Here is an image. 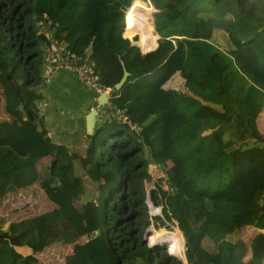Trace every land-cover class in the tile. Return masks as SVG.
Here are the masks:
<instances>
[{
	"label": "trees",
	"instance_id": "trees-1",
	"mask_svg": "<svg viewBox=\"0 0 264 264\" xmlns=\"http://www.w3.org/2000/svg\"><path fill=\"white\" fill-rule=\"evenodd\" d=\"M131 2L0 0L7 116L0 121V198L38 182L52 203L6 226L0 216V264H44L38 253L54 243L70 246L63 264H182L176 257L183 259V243L188 264L263 263L264 131L257 117L264 105V2L149 0L157 43L147 22L124 24ZM45 20L56 43L93 62L109 103L137 129L97 118L82 152L50 140L37 106ZM135 36L143 50L155 48L140 52L128 39ZM120 62L128 75L116 89ZM175 75L180 88L168 86ZM199 119L211 122L206 130L175 125ZM14 138L24 155L14 150ZM45 157L47 180L38 171ZM151 166L160 175L148 209L164 215L154 217L160 225L173 220L170 230L147 226ZM84 177L94 186L92 199L81 200ZM145 227L146 240L174 256L147 246ZM12 235L30 253L16 252Z\"/></svg>",
	"mask_w": 264,
	"mask_h": 264
},
{
	"label": "crops",
	"instance_id": "crops-1",
	"mask_svg": "<svg viewBox=\"0 0 264 264\" xmlns=\"http://www.w3.org/2000/svg\"><path fill=\"white\" fill-rule=\"evenodd\" d=\"M213 36L214 33H212ZM128 39L133 43L132 38ZM42 68L41 74L45 81L40 86L41 98L38 100L37 106L39 113L43 116V126L47 136L56 144L64 145L70 150L79 149L82 152L89 135L86 133V115L97 103L100 94L84 86L70 69L59 67L48 73L45 62H43ZM1 114L2 119L0 121L7 119L3 111ZM97 122L96 118L93 128ZM1 134L2 130L0 131V137ZM13 144L14 150L19 155H24L25 150L20 146L21 144L19 145L17 138L13 139ZM46 162H48L47 157L40 160L41 165L38 166L40 179L48 178V171L45 168ZM37 183L35 182L27 187L19 188L15 193L1 197L0 216L5 218L9 211H11L12 205H15L14 200L22 196L23 191L36 186ZM50 207L48 205V208ZM8 238L16 252L21 255L30 253L29 248L26 246L17 245L16 236L12 235Z\"/></svg>",
	"mask_w": 264,
	"mask_h": 264
},
{
	"label": "rangeland",
	"instance_id": "rangeland-1",
	"mask_svg": "<svg viewBox=\"0 0 264 264\" xmlns=\"http://www.w3.org/2000/svg\"><path fill=\"white\" fill-rule=\"evenodd\" d=\"M142 3L144 4H148V6L150 5V9L148 11V20L149 22H151L152 24V33H153V13L156 11L155 8L152 7L151 3H149L147 0H141ZM126 19V18H125ZM126 22L128 24L133 23L129 20L126 19ZM138 23V21L136 22ZM153 38H156V34L153 33ZM128 35V34H127ZM135 35V34H132ZM133 37V36H132ZM131 37V38H132ZM136 37V36H135ZM137 38V37H136ZM138 41V40H137ZM136 44V43H135ZM142 49V48H141ZM48 72V70H47ZM168 86L174 87V88H180L181 87V78L178 77L177 75L173 76L169 83ZM2 101L0 99V119H2ZM258 126H259V130L260 131H264V105L260 111V113L258 114ZM204 121L207 120H190V121H180L178 120L177 123L175 124L177 127H181L182 129H186V130H196V131H203L206 130L207 125H209L211 122H209L208 124H205ZM2 135V134H1ZM17 141L20 145L19 139L17 138ZM21 146V145H20ZM76 170H79L80 168L76 165L75 166ZM149 175H150V179L147 181H144V190H145V205H146V213L148 215V219H149V225L147 224V226H151L154 229H158L159 227H164L168 230L172 229L173 226H176L175 222L172 221H163V225H160V222L158 219H155L154 217H159L161 218V220H163L165 217L163 214H151L149 212L148 209V205H147V199L150 200V195L151 192L150 190L153 189L155 187V179L158 175H160V173L158 172L157 168L154 166H151L149 169ZM85 181H86V189L84 190V195L81 197V200H87V199H92L94 198V186L93 184H89L87 181V178L84 177ZM47 180V179H45ZM56 183V182H55ZM55 186V184L53 185ZM53 186H51L52 188H54ZM44 189H46L45 187L42 188V186H39L38 184H36V186L29 188L25 191H23V194H21L22 196H20L19 198L15 199V205H12V209L11 211H9L8 215L5 217L6 219H8V221H6L5 226L9 225L11 221H15L18 220L24 216H29L31 214H35V213H39V212H43L44 210H46L48 208V205L51 206V202L46 198L47 193L44 192ZM57 194V191H56ZM152 201V200H150ZM40 205V206H38ZM167 218V217H166ZM9 223V224H7ZM146 226V227H147ZM144 228V231H146L147 228ZM143 231V234H144ZM177 232V231H176ZM255 232H257V230H255ZM250 234L254 233L253 231L249 232ZM171 236H173V238L178 239L179 241L183 242V238H181L178 233H172L170 234ZM243 239L246 237H249L248 233H243ZM142 238H145V234L142 236ZM169 240V239H168ZM144 241L146 242L147 246H152L154 244H157L159 246H163L164 250L166 251V245L162 244V243H149L146 238L144 239ZM184 247L180 248V254L183 252ZM70 252V246L68 245H61L59 243H54L50 246H48L47 248H45L43 251L38 253V258L39 260L44 263V264H63L64 261V257ZM168 254H170L168 251H166ZM244 257L246 258L245 255L248 254L247 248L244 247V251H243ZM172 255V254H170ZM174 256V255H172ZM264 264V261L263 263Z\"/></svg>",
	"mask_w": 264,
	"mask_h": 264
},
{
	"label": "built area",
	"instance_id": "built-area-1",
	"mask_svg": "<svg viewBox=\"0 0 264 264\" xmlns=\"http://www.w3.org/2000/svg\"><path fill=\"white\" fill-rule=\"evenodd\" d=\"M40 31L47 39L44 47V62L48 73L59 67L72 70L84 86L94 90L98 94H107V100L104 103L97 102L91 108L96 110V118L115 119L128 125L130 128L137 129V126L127 119L120 109L109 103V88L99 82L93 62L86 57L80 58L76 56L73 52L56 43L55 39L51 36L52 29L49 27L48 20L40 24Z\"/></svg>",
	"mask_w": 264,
	"mask_h": 264
},
{
	"label": "water",
	"instance_id": "water-1",
	"mask_svg": "<svg viewBox=\"0 0 264 264\" xmlns=\"http://www.w3.org/2000/svg\"><path fill=\"white\" fill-rule=\"evenodd\" d=\"M148 2H149V0H147ZM263 2H264V0H262ZM132 2H133V0H132ZM131 2V3H132ZM150 3V2H149ZM131 6V4L126 8V10L124 11V16H125V12L127 11V9L129 8ZM124 24H125V17H124ZM123 30H124V28H123ZM122 35H123V32H122ZM124 36V35H123ZM125 37V36H124ZM158 39V36L156 35V40ZM136 40H137V38H136ZM136 40H133V43H131V44H134V45H136L135 44V42L134 41H136ZM137 46V45H136ZM155 46H156V44H155ZM155 46L152 48V49H154L155 48ZM138 47V46H137ZM139 48V47H138ZM152 49H149V50H146V51H142L140 48H139V50H140V52H142V53H144V52H147V51H150V50H152ZM120 64H121V76H120V78H119V80L116 82V83H114V88H118V87H120L121 86V84L125 81V79H126V77H127V75H128V72L126 71V69L124 68V66H123V64H122V62H120ZM107 100V94H105V93H103V94H100V96L98 97V99H97V102H99V103H104L105 101ZM95 121H96V110L95 109H91L88 113H87V115H86V133L87 134H91L92 133V128H93V126H94V123H95ZM144 234H146V231H144ZM143 234V235H144ZM143 239H145V238H143ZM183 247H184V243H183ZM167 251V250H166ZM176 257V256H175ZM182 264H188L187 262H186V259H185V255H184V250H183V259H181V258H179V257H176Z\"/></svg>",
	"mask_w": 264,
	"mask_h": 264
},
{
	"label": "bare ground",
	"instance_id": "bare-ground-1",
	"mask_svg": "<svg viewBox=\"0 0 264 264\" xmlns=\"http://www.w3.org/2000/svg\"><path fill=\"white\" fill-rule=\"evenodd\" d=\"M149 9H150V5L148 6V4H144V3H142V2H140L138 0H133V2L131 3V6L127 9V13L125 12L126 19L129 20V21H131V22H133V21H135V22L138 21V23L147 22L149 24V26L151 27V29H152V24L148 20V15H149L148 14V11H149ZM126 19H125V21H126ZM125 25H126V22H125ZM124 30H125V28H124ZM125 33H126V30H125ZM149 42L147 44H145L144 41L142 40V43L144 45H148ZM139 44H140V39H139ZM139 44H138V41H137L136 42V45L139 48H141ZM143 51H146V50H143Z\"/></svg>",
	"mask_w": 264,
	"mask_h": 264
}]
</instances>
